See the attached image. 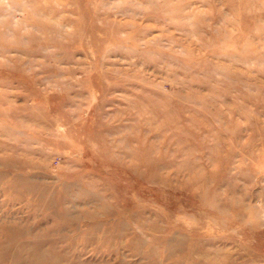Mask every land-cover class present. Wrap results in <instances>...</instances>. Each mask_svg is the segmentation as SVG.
Here are the masks:
<instances>
[{
    "label": "rangeland",
    "instance_id": "374dc122",
    "mask_svg": "<svg viewBox=\"0 0 264 264\" xmlns=\"http://www.w3.org/2000/svg\"><path fill=\"white\" fill-rule=\"evenodd\" d=\"M5 240L0 264H264V0H0Z\"/></svg>",
    "mask_w": 264,
    "mask_h": 264
},
{
    "label": "bare ground",
    "instance_id": "6f19581e",
    "mask_svg": "<svg viewBox=\"0 0 264 264\" xmlns=\"http://www.w3.org/2000/svg\"><path fill=\"white\" fill-rule=\"evenodd\" d=\"M7 240L0 241V260L6 258L7 254H8L7 248H5V246H4L5 243L7 242Z\"/></svg>",
    "mask_w": 264,
    "mask_h": 264
}]
</instances>
